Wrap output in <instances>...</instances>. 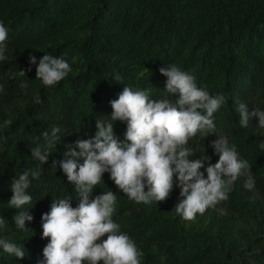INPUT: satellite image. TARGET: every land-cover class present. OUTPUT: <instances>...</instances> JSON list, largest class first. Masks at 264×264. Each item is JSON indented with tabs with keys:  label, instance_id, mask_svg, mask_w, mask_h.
I'll list each match as a JSON object with an SVG mask.
<instances>
[{
	"label": "trees",
	"instance_id": "16d2710c",
	"mask_svg": "<svg viewBox=\"0 0 264 264\" xmlns=\"http://www.w3.org/2000/svg\"><path fill=\"white\" fill-rule=\"evenodd\" d=\"M0 21L10 29L0 61V215L8 220L3 235L26 249L23 258L0 250V264H37L43 258L49 238L42 237V214L53 197L71 194L73 206L79 201L52 161L75 148L78 138L95 134L96 119H108L110 101L125 83L161 98L167 77L159 68L166 63L225 97L214 113L215 131L228 135L249 161L255 189H245L241 177L226 201L191 220L175 212L178 187L161 201L137 203L105 172L90 198L115 193L113 219L143 251L141 264H264V149L258 146L264 129L255 125L258 117L242 128L235 108L243 101L249 110L264 109V0H0ZM45 51L76 57L72 72L54 86L36 78L35 65L28 70L29 54L39 58ZM20 69L26 74L18 75ZM114 71L124 83L111 80ZM53 127L61 129L60 140L41 165L30 146L42 143L41 134ZM113 130L124 139L126 122L115 121ZM215 138V132L203 139L197 134L189 144L197 156L206 146L214 163ZM25 169H37L39 176L25 205L32 206L33 219L17 229L12 217L19 209L7 201L13 176Z\"/></svg>",
	"mask_w": 264,
	"mask_h": 264
},
{
	"label": "clouds",
	"instance_id": "9594fccd",
	"mask_svg": "<svg viewBox=\"0 0 264 264\" xmlns=\"http://www.w3.org/2000/svg\"><path fill=\"white\" fill-rule=\"evenodd\" d=\"M9 32L8 26L0 21V61L6 57ZM75 62L76 57L69 60L66 54L45 51L38 58L30 53L28 70L35 65L36 78L44 86H54L72 72ZM159 72L167 77L161 98L152 99L150 89L125 83L117 98L110 101L112 112L106 116L108 119H96L95 134L78 138L75 148L69 147L63 158L52 161L51 168L55 172L57 166L62 170L79 201L73 206L71 194L53 197L50 209L41 216L42 237L49 239L37 264H141L143 251L113 219L115 193L104 191L90 198L105 172L120 191L137 203L161 201L178 187L179 200L174 208L186 220L226 201L241 177L245 189H255L249 161L228 135L215 131L214 113L226 103L225 97L210 94L206 86L197 83L194 74L175 63H166ZM25 74L26 70L20 69L18 75ZM111 80L124 83L116 71ZM21 86L26 88L27 84ZM173 96L174 99L170 98ZM235 108L242 128H248L252 118L258 117L255 125L264 129V109L249 110L248 103L243 101L235 104ZM117 120L126 122L124 139L113 130ZM213 132L216 138L210 141V146L218 155L214 163L206 154V146L197 156L189 144L197 134L203 139ZM61 133L58 127L44 131L43 142L30 146L31 157L44 165ZM258 146L264 149V140ZM38 176L37 169H25L11 180L13 195L7 203L19 209L12 217L17 229H26L25 221L33 219L29 212L32 206L25 208V205L33 200L29 188ZM7 226L8 220L0 215V250L23 258L24 244L3 235Z\"/></svg>",
	"mask_w": 264,
	"mask_h": 264
}]
</instances>
